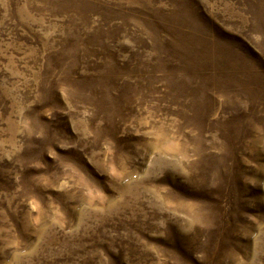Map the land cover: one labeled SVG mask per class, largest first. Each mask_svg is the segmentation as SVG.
<instances>
[{"label":"rangeland","instance_id":"obj_1","mask_svg":"<svg viewBox=\"0 0 264 264\" xmlns=\"http://www.w3.org/2000/svg\"><path fill=\"white\" fill-rule=\"evenodd\" d=\"M0 264H264V0H0Z\"/></svg>","mask_w":264,"mask_h":264}]
</instances>
